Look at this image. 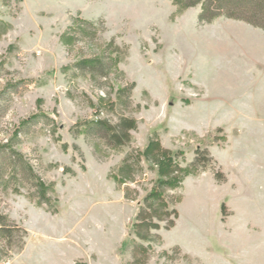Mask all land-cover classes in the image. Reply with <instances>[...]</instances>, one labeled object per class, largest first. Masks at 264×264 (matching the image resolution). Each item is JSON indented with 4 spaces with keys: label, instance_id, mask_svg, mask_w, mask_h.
<instances>
[{
    "label": "rangeland",
    "instance_id": "obj_1",
    "mask_svg": "<svg viewBox=\"0 0 264 264\" xmlns=\"http://www.w3.org/2000/svg\"><path fill=\"white\" fill-rule=\"evenodd\" d=\"M201 10L0 0V144L52 187L0 183V264H264V29Z\"/></svg>",
    "mask_w": 264,
    "mask_h": 264
},
{
    "label": "trees",
    "instance_id": "obj_2",
    "mask_svg": "<svg viewBox=\"0 0 264 264\" xmlns=\"http://www.w3.org/2000/svg\"><path fill=\"white\" fill-rule=\"evenodd\" d=\"M177 4L190 8L202 6L199 15L200 23H211L218 17L233 18L245 21L256 27L264 29V0H175ZM92 24L91 22H85ZM114 64V59L104 57L96 62L80 63L78 66L96 75L105 76ZM45 114L38 113L24 122L18 131L31 126ZM86 133L92 137H105L111 140L113 131L106 124L96 121L87 129ZM106 138V137H105ZM12 138L6 143L0 144V183L8 187L12 182L25 184L32 188L33 195L39 198L41 203H49L48 194L52 190L50 185L45 184L35 172L31 162L17 149L19 141ZM164 180L161 182L163 183ZM158 190L150 193L149 197L157 195ZM7 231L0 229V236L5 237Z\"/></svg>",
    "mask_w": 264,
    "mask_h": 264
}]
</instances>
